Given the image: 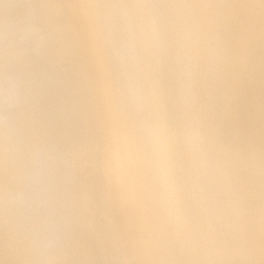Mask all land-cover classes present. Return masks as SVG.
I'll use <instances>...</instances> for the list:
<instances>
[{
	"label": "snow or ice",
	"instance_id": "snow-or-ice-1",
	"mask_svg": "<svg viewBox=\"0 0 264 264\" xmlns=\"http://www.w3.org/2000/svg\"><path fill=\"white\" fill-rule=\"evenodd\" d=\"M5 34L16 80L3 136L5 223L0 264H257L251 259L118 257L144 247H255L257 158L264 264V0L258 126L255 18L241 0H38ZM83 9L89 11L85 13ZM138 145L136 200L159 210L150 238L126 220L111 183L114 133ZM23 199L13 202L11 197ZM222 217L223 223H218ZM39 234L54 250L32 251Z\"/></svg>",
	"mask_w": 264,
	"mask_h": 264
},
{
	"label": "bare ground",
	"instance_id": "bare-ground-1",
	"mask_svg": "<svg viewBox=\"0 0 264 264\" xmlns=\"http://www.w3.org/2000/svg\"><path fill=\"white\" fill-rule=\"evenodd\" d=\"M38 0H4L0 1V39H4L5 34L13 31L21 21L34 14V9L30 5L37 3ZM80 2V0H73ZM88 2V0H83ZM243 3L255 5L246 11L255 18V32L253 37L254 49V77L249 80L246 88V97L251 105L254 102L256 122L258 126L259 116V92H260V59H261V41L259 26V0H241ZM87 13L88 9H83ZM2 44L0 42V63H2ZM109 153V175L111 183L118 188L126 200V220L136 221L145 228V236L150 238L152 229L159 226V210L154 209L152 214L145 217L135 197L138 188V177L141 166V154L138 145L125 138L120 133H114L111 137L108 147ZM260 178L259 163L255 169V203H254V226H255V247L249 252L243 250L240 252L225 251L219 248L203 247L195 248L190 244L183 250H173L170 248L144 247L139 251L121 254L118 257L103 254L94 257L100 259H133L139 261L155 260H232V259H251L259 264L260 254ZM218 223H223L222 217H217ZM5 223V192L3 184V138L0 137V261L9 259L3 249V233Z\"/></svg>",
	"mask_w": 264,
	"mask_h": 264
},
{
	"label": "clouds",
	"instance_id": "clouds-1",
	"mask_svg": "<svg viewBox=\"0 0 264 264\" xmlns=\"http://www.w3.org/2000/svg\"><path fill=\"white\" fill-rule=\"evenodd\" d=\"M16 80L15 77L6 76L2 63H0V137L3 138L7 125V110L16 102ZM13 202H19L23 199L22 195L17 193L11 197ZM54 250V238L49 234H39L33 241L32 251L37 257H41Z\"/></svg>",
	"mask_w": 264,
	"mask_h": 264
},
{
	"label": "rangeland",
	"instance_id": "rangeland-1",
	"mask_svg": "<svg viewBox=\"0 0 264 264\" xmlns=\"http://www.w3.org/2000/svg\"><path fill=\"white\" fill-rule=\"evenodd\" d=\"M0 1H1V0H0ZM2 1H4V0H2ZM2 40H4V39H0V42H1Z\"/></svg>",
	"mask_w": 264,
	"mask_h": 264
}]
</instances>
